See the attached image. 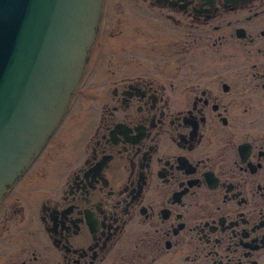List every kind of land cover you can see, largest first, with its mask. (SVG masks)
Listing matches in <instances>:
<instances>
[{"label":"flooded vegetation","instance_id":"flooded-vegetation-1","mask_svg":"<svg viewBox=\"0 0 264 264\" xmlns=\"http://www.w3.org/2000/svg\"><path fill=\"white\" fill-rule=\"evenodd\" d=\"M112 8L119 32L131 11L186 36L120 45L92 80ZM218 32L244 40L245 57L189 45ZM96 37L56 129L0 201L1 260L264 264V0H103ZM70 114L77 131L40 196L18 195Z\"/></svg>","mask_w":264,"mask_h":264},{"label":"water","instance_id":"water-1","mask_svg":"<svg viewBox=\"0 0 264 264\" xmlns=\"http://www.w3.org/2000/svg\"><path fill=\"white\" fill-rule=\"evenodd\" d=\"M102 0H0V197L56 125Z\"/></svg>","mask_w":264,"mask_h":264},{"label":"rangeland","instance_id":"rangeland-1","mask_svg":"<svg viewBox=\"0 0 264 264\" xmlns=\"http://www.w3.org/2000/svg\"><path fill=\"white\" fill-rule=\"evenodd\" d=\"M127 15L130 17H126V23L124 26L126 27L124 32H119V20L120 13L117 8L112 10L110 9L109 18H108V27L106 31L102 34L99 33L98 41H100L103 45V53L101 55V62L93 74L92 80L95 78L99 80L108 68V65H103V58L108 57H120V45H167L169 41L176 42L181 38H184L186 35L184 34H176L170 33L166 31V26L163 23H159L158 21L153 20L149 16L142 15L138 16L133 14L131 11H125ZM135 18H132V17ZM124 19V18H123ZM140 23V28H137ZM222 32L213 33L210 35L203 34L196 36V39L193 40V37L189 36V45H237V59H242L245 56L241 54L244 50L242 49V45H246L244 40L240 39H231L222 36L223 39H215L218 34ZM248 45V44H247ZM200 50L196 51V54H199ZM195 61L190 65V68H197V60L198 56L194 55ZM96 76V77H95ZM91 88V87H90ZM76 110V108L72 111V113ZM77 124L71 119V114L63 124L62 128L54 138V142L50 144V146L46 149L43 156L37 161L35 166L32 168L30 177L28 178V182L24 183L20 189H18V195L26 196L28 191H31V195H33L34 201L36 202L37 198L40 196L39 191V182L42 179V173L45 171L48 173V170L53 169L52 161L57 159L62 151V147L66 143L72 142L75 132L77 131ZM61 145V148H57V145ZM43 160H46L43 165ZM46 175V174H45ZM26 180V179H25ZM24 180V181H25ZM23 181V182H24ZM14 199V196L10 199V202ZM32 206V202L29 203ZM33 204L30 210V215L35 214L36 206ZM22 213V211H20ZM22 217H26V213L20 215ZM13 249V248H11ZM15 247L12 251V254L16 253ZM7 258V256L5 257ZM0 256V264H5V260H1Z\"/></svg>","mask_w":264,"mask_h":264}]
</instances>
